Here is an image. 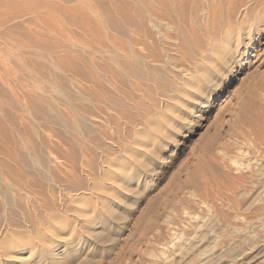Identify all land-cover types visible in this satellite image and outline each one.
Masks as SVG:
<instances>
[{
  "label": "rangeland",
  "instance_id": "374dc122",
  "mask_svg": "<svg viewBox=\"0 0 264 264\" xmlns=\"http://www.w3.org/2000/svg\"><path fill=\"white\" fill-rule=\"evenodd\" d=\"M9 1L6 0L5 3ZM53 1L55 2V0H50V2ZM12 2L14 5L18 2L16 8H23L25 4L24 0H12ZM260 2L263 3L260 8L257 6V9L254 8L252 13L246 14L247 16L244 14L243 19L240 17L235 19L234 22L236 23L232 24L234 26L236 24V26L231 30L225 17H223L224 20L219 17L220 21L216 18L219 22L211 17L209 20L211 25L206 20L207 25L205 26L209 27L208 25H210V29L218 30L216 33L218 39L216 36H209V31H205L207 27L204 25L202 27V29L205 27L204 30L200 29L199 31L198 29L199 32L196 31V34H201L200 36L204 40L203 49L206 52L198 50L200 53L196 52V57H193L195 55L193 53L194 55L189 56L191 59L186 53L184 56L183 53L180 54L182 58L171 56L170 62L174 65V68H171L173 70L171 76L174 77L172 83H164L163 78H157V80L154 78L156 82L162 80L159 82L161 85L159 86L153 78L150 79L156 84H154L155 86L158 85L157 88L163 89L164 85L165 92L161 89L157 90L153 83L148 81L145 83L143 81L141 84L138 81L134 82L141 87L144 84L143 87H147V89L145 88L146 91L141 88L140 91L132 90L131 92L130 85L123 83L125 81L122 77L117 76L119 75L117 72L111 78L113 80H110L112 73L96 74V77L99 75L98 79L101 78L105 82L100 80L101 82L99 81L97 85H94L97 89L88 82H86L88 86L85 85V81L81 82L83 83L81 87V83L75 82V76L71 71L62 74L47 69L50 59H55V57L60 59L66 54L68 58L75 55L72 52L66 53L62 49L64 48L62 44H67L65 41L67 34V38L70 35V39H68L70 41H67L68 44L72 43V48H76V44L73 45L75 42L72 40L76 37H78L77 40L80 39L79 33L77 31L78 35L73 33L75 29L68 20L65 21L64 16L62 18V15L59 16L55 11L50 10V14H53L49 15L50 19L52 18L55 22L54 17L57 16L56 22H66L65 25L61 24V26L58 22L54 23L49 17L48 19L53 24L49 23L50 25H48L47 21L46 25L39 22L42 26L33 23L31 26L30 15L29 19H27L28 16H24L18 18V21L10 22L12 25L19 22L20 26H31L29 27L31 29L39 27L43 32L48 29L51 32L47 31L46 33L50 34L52 38L45 36L47 37L45 40V37H41L43 39L41 43L47 46L40 45L39 49L44 46L41 51L43 50L44 53L48 51L50 59L45 57L46 59H42V62L39 61L40 65L37 61L36 64H34L35 61L32 63L33 66L30 68L34 70L35 67L34 71H38V73L30 68H25L26 71L23 70L22 62L20 63L16 56L10 52L8 48L10 46L5 47L6 45H2V39L0 41V116L4 121L3 125V121L0 119V131L8 132V135L4 133L7 137L2 135L3 133L0 136H4L2 137V139L4 138L3 143H7L9 148L5 147L6 145L3 146V143L0 146V148H4L0 149V171L2 170L0 178H4L2 174L10 166L9 170L4 172L6 173L4 181L3 178L0 180V264H196L203 257L205 258L217 249L225 248L230 243H234V251L225 254L221 261L220 259L215 260L214 264H238L239 259L236 256L238 252L247 251L256 244L264 242V178H262L264 177V8H262L264 2L263 0ZM68 4L65 3L66 6ZM7 8H10V11L13 10L10 6ZM7 8L5 7L4 11L7 12ZM60 17L63 19L62 21H60ZM66 24L70 25V28L66 27ZM221 25L226 27V30L222 29L223 26ZM215 26L217 27L215 28ZM62 30L64 33L70 31L72 34L67 32L64 36ZM202 31L211 38L205 34V39L202 36ZM51 33H56V35L59 33L58 38ZM224 33L226 34L224 35ZM18 36L20 37V35ZM190 36L193 37L189 38ZM195 36L190 33L188 39L195 43ZM61 39H64L63 42L65 43ZM191 41H189L190 47H196ZM59 42L62 47L60 45L58 47ZM215 43L217 46H214ZM70 54L72 55L69 57ZM40 67H42V71ZM31 71L34 75L30 73ZM48 71L49 73H46ZM51 72H55V74L53 73V77L49 78L52 76ZM43 75L48 80L40 78L44 77ZM55 75H57L56 78H54ZM60 75H63L62 77L66 75L65 80L71 79L64 85L65 90L61 86L60 89L57 83ZM105 75H107L106 78H104ZM116 76L120 78V82L117 81L118 78L115 79ZM41 79H43L41 82L44 85L39 83ZM109 80L110 85L106 84V81ZM31 81H35V83ZM45 81L47 84L56 83L50 89V85H48L49 87L45 86L47 85ZM13 83L15 85L20 83L21 86L23 84V89L25 87L28 89L25 88L26 91L22 89V92L20 84H17L16 87ZM36 83L39 87L43 85L44 90L42 87L40 90ZM115 83L120 87V90L124 88L127 92H131L132 101L123 95L126 90L117 89L120 92H116ZM69 84L73 85L74 88L75 86L79 89L83 88L80 89V93H86L85 97L77 95L78 97L75 96V99L73 95L78 94L79 90L72 86L77 91L75 92L71 87L68 88L71 91H67L66 86ZM118 84L127 86L125 88ZM103 85L104 88L100 91L99 89ZM105 85L112 86L111 90L115 88L113 89L115 92L110 91L109 87L105 88ZM14 86L16 90L21 91L17 93L15 90L17 94L12 92ZM150 86L152 90H149ZM29 89L36 91L31 92ZM91 89L96 90V93ZM105 89H107V93H105ZM90 90L94 93H91ZM102 91L105 97L100 95ZM21 92H26L24 95L22 94L24 101L18 96ZM72 92L73 95H71ZM87 92L90 94L88 95ZM45 93L49 94L47 97L50 101ZM13 94H16L15 96L21 100L17 98V102H12L13 100L16 101ZM26 94L27 96L32 94V105L37 104L36 106L40 105L39 100L41 103L44 102L41 104L42 107L47 100L49 104L52 103V100L55 101L54 104H51L52 108L48 106L49 104H46L45 107L48 111L50 108L51 111L52 109L57 112L61 111V115L63 118L67 116L66 122L71 123V126L66 128L67 123L65 124L64 121L58 123L59 125L63 123L59 126L36 113L34 109L30 108L31 106L27 102L29 96L27 97ZM36 94L39 96L36 97ZM64 94L74 97L73 101L67 99ZM92 94L98 98L99 96L102 97L101 100L107 101L111 107L109 108L108 104L103 103L100 99L102 104L99 101L97 104L98 98L96 99ZM107 94L108 96H106ZM87 95L94 99L90 102L95 101V104L90 105L86 99ZM111 96L112 100H110ZM137 96L140 97L141 101ZM12 98L13 100H11ZM128 100L131 102L136 100L139 103H131ZM69 101L72 102V106ZM112 101L114 103L119 101V105L116 103L119 109ZM22 102L25 106L21 104ZM26 102L29 104L28 106ZM73 102L76 103L74 106ZM140 102H143L142 105L146 108H142L143 111L138 108L143 107ZM122 103L126 105L123 106ZM6 104L12 105L8 107ZM57 106L59 107L57 108ZM75 106L80 107V109L83 106L90 121L87 118L88 121L86 122L80 120L81 115L74 113L72 108ZM95 106L100 107L102 111ZM15 107L18 112L20 110L27 111L28 107L29 113L35 112L32 116L27 114L28 111L27 113L22 111V115L19 112L20 116L14 109ZM83 107L81 110H84ZM123 107L124 110L127 107L125 111L122 110ZM46 108L44 109L46 110ZM96 111L98 112L96 113ZM146 111L149 112L148 116L153 115L148 117ZM75 112L78 110L76 109ZM124 112H126L125 118ZM128 112L131 116L127 117ZM119 113L121 116L123 114V117H120ZM74 116H78V118H73ZM142 117H145V120ZM68 118L70 120L76 119V121L73 120V123ZM77 120H80L81 123ZM76 122L80 125L78 126ZM31 125L38 129L41 138L36 136L38 135L37 129ZM74 125L77 127L74 128L75 130L71 129ZM87 125L93 127V129L90 128L92 130L91 137H86L87 135L90 136ZM16 126L18 127L15 128ZM82 126L85 127L84 130H88V134L84 133L87 132L86 130H80ZM7 128L9 131L13 129L10 131L12 133ZM30 131L35 133L31 134ZM19 133H22L23 137L26 135V137L23 138ZM29 135H34L33 139ZM10 136L16 137L15 140H10L12 139ZM1 137L0 142L3 141ZM34 138L37 140L32 141ZM96 138L98 142L95 141ZM22 141L23 145L21 146ZM31 142L34 146L31 145ZM45 144L46 146H44ZM5 148L8 151L11 150L10 148L12 150L7 153ZM36 148L40 152V160H42L38 165L36 164L37 161L35 162L37 159L35 158L36 153H34ZM46 149L47 151L49 149L50 152H47ZM33 150L35 151L33 152ZM12 151L16 152L10 154ZM17 152H19L18 155ZM1 153L2 156L5 155V159L2 158ZM30 153H33L32 156ZM42 154L43 156H41ZM47 154L49 155L46 157ZM9 155H12L10 160ZM27 158L29 159L27 160ZM2 160L8 162L9 165L3 163ZM14 162L17 163L16 167ZM18 164L19 168H23L21 171L18 169ZM31 164L35 166L33 167ZM43 164L45 167L41 166V168L40 165ZM12 169L20 177H16ZM258 170H261L262 176H258ZM7 172L10 175L12 173L13 176L10 177ZM20 174L24 175L23 178ZM5 179L8 181L5 182ZM11 179L15 182L14 184H12ZM19 179L22 180L21 184L20 181L18 182ZM6 183L7 185L11 184L7 186ZM258 185H261L259 195L252 199V192ZM10 186L15 187V190ZM29 186L30 188L33 186V188L30 189ZM41 189L43 190L41 191ZM246 204L248 205L246 206ZM190 235L195 238H191Z\"/></svg>",
  "mask_w": 264,
  "mask_h": 264
},
{
  "label": "bare ground",
  "instance_id": "6f19581e",
  "mask_svg": "<svg viewBox=\"0 0 264 264\" xmlns=\"http://www.w3.org/2000/svg\"><path fill=\"white\" fill-rule=\"evenodd\" d=\"M6 1V0H5ZM5 1H2V0H0V41H1V39H2V42L4 43H2V45H6L5 47H7V45L8 46H10V47H8L9 48V50H10V52L13 54V55H15L16 56V59H18L19 61H20V63L22 64V69L24 70L25 68H30L31 66H33L32 65V63L35 61V63L34 64H36V61H37V63H39V65H40V62L39 61H43L42 59H46L47 57L49 58V56H48V54L50 55V53L47 51H45L46 53H44V51L42 52L41 51V49L42 48H44V46H47V45H44V43L42 44L41 42H42V38L41 37H45V36H48L49 38H52V36L50 37V34L48 35L46 32L48 31V29H47V31L46 32H43V31H41L40 29H39V27L37 28V29H31V28H29V27H31L33 24L35 25H37L38 24V26H39V24L40 23H45L44 25H46V23H47V21H48V25H50L51 23L53 24V20H52V18L50 19V17H49V15H53V14H50V10L52 11H55V13H57V14H59V16L60 15H62V18H63V16L66 18L65 19V21L66 20H68V22H69V24L71 25V26H73V28L75 29V32H73L74 31V29H73V33L75 34L76 33V31H77V33H79V38L80 39H78L77 40V38L78 37H76V36H74V37H76L74 40H72V41H74L75 43L73 44V45H75L76 44V48H72V43L71 44H68V41H70V40H68V39H70L69 37H70V35H69V37L67 38V36H68V34H67V32L69 33L70 31H67V32H63V30H62V32L60 31V33H62L64 36H65V34H67V36H65V38L68 40H65L66 42H67V44L65 43V42H63V40L61 39V41L63 42V43H65V44H62V46L64 47V48H62L63 49V51L64 52H66V53H69V52H72V53H74L75 55H73V57L71 56L72 54H70L69 55V57L70 58H68V55L66 54V56L65 57H63V58H56L55 56V59H53L52 58V60L50 59L49 61V64H48V67L49 68H47L48 70H52V71H58V72H60V73H66V71H71L74 75L73 76H75V79L74 78H72V79H74L75 80V82L76 83H81V82H83V81H85L84 82V84L86 83V82H88V84L90 83L91 85H97L98 83H99V81L101 80V78H99L98 79V77H99V75H97L98 77H96V74H98V73H112L111 75H110V80H113V79H111L113 76H115V74H119V75H117L118 77H122V79L125 81V82H123V83H128L129 85H130V91L132 92V90H136V91H140L141 90V88L143 89L144 87H143V85L144 84H142V87H141V85H137L136 83L134 84V82H139L140 84L143 82V83H145L146 81H148L149 83H153V85L155 84V83H157L155 80H154V78L157 80V78H163V80H164V83L165 82H171V81H173L174 80V77L173 76H171V73H173V68H174V65H173V63H171L170 61H171V56H173L174 58L175 57H177V56H179L180 57V54H182L183 56H184V53H186V55H188V57L189 56H191L193 53L195 54L196 52H198V53H200L199 51H201V50H204L205 51V49H203V45H202V43L204 42V40H203V38L200 36V35H197L196 34V31H198V29H199V31H200V29H202V27H203V25L205 26V25H207V23H206V20H208V22H209V20H210V18L211 17H213V19L216 21L217 19L216 18H218L219 19V17L221 18V19H223V17H225V19L228 21V23H229V25L228 26H230L231 28H230V30L233 28V27H235L236 26V24H235V26H234V24H232V23H236V22H234L235 21V19H237V18H241V19H243L244 18V14L246 15V14H248V13H252V10L254 9V8H256L257 9V6H259V8H260V6H262L263 5V3L262 2H260V1H262V0H60V1H56L55 0V2L53 1V2H50V0L49 1H47V0H24L25 1V4H24V6H23V8H16L15 6L18 4V2H17V4L16 5H14V3L12 2V0H10L8 3H5ZM15 1V0H14ZM76 2V3H75ZM263 2H264V0H263ZM65 3L66 4H68V3H75V4H68L67 6L65 5ZM262 4V5H261ZM4 6V8L6 7H11L13 10H11L10 11V8L8 9L7 8V12L6 11H4V8L2 9V7ZM20 6V5H19ZM21 7V6H20ZM262 8H264V7H262ZM261 8V9H262ZM8 10H9V12H8ZM225 12V13H224ZM255 12H256V10H255ZM254 12V13H255ZM261 12V11H260ZM260 12H258V13H260ZM257 13V12H256ZM223 14H225L224 16H223ZM31 16V18H30V21H31V23H30V25L31 26H25L24 27V25L22 26H20V24H18L19 22H15V23H17V24H11L10 22H12L13 20H19L18 18H20V17H27V19H29V17ZM257 15V14H256ZM58 16V17H59ZM247 16V15H246ZM245 16V17H246ZM48 17H49V19L50 20H52L53 22H50V20L48 19ZM57 17V16H56ZM56 17H54L55 18V22H56V20H57V18ZM60 19H61V17H60ZM59 19V20H60ZM21 20V19H20ZM63 19H61L60 21H62ZM224 20V19H223ZM225 20V22H227ZM29 21V22H30ZM218 21V20H217ZM216 21V22H217ZM219 21H220V19H219ZM218 21V22H219ZM237 21V20H236ZM260 21V20H259ZM40 22V23H39ZM54 22V23H55ZM59 24H60V26H61V24H64L65 25V23L66 22H64V23H60L59 21H57ZM56 22V23H57ZM67 22V23H68ZM50 23V24H49ZM239 23H242V22H239ZM10 24V25H9ZM208 24H210V22L208 23ZM212 24V23H211ZM210 24V25H211ZM223 24V23H222ZM226 24V23H225ZM41 25V24H40ZM43 25V26H44ZM47 25V26H48ZM69 25V26H70ZM210 25H208L209 27H207V26H205V27H207V30L205 29V27H204V29H205V31L207 32V31H209L208 33H209V36H211V37H215L216 36V33H217V31L218 30H215V29H210ZM214 25V24H213ZM212 25V27H214ZM215 25H217V24H215ZM42 26V25H41ZM55 26V25H54ZM68 25L66 24V27H67ZM68 26V28H70ZM221 26H223V25H221ZM226 26V25H225ZM227 26V27H228ZM44 27H46V26H44ZM43 27V28H44ZM50 27V26H49ZM53 27V26H52ZM64 27V26H63ZM65 27V29H67ZM217 26H215V28H216ZM56 29H59V28H57V27H55ZM220 28V27H219ZM224 28V26L222 27V29ZM226 28V27H225ZM224 28V30H226ZM240 28V27H239ZM46 29V28H45ZM45 29H44V31H45ZM51 29V28H50ZM61 29H63L62 27H61ZM204 29H202V30H204ZM52 30H53V28H52ZM68 30V29H67ZM70 30V29H69ZM229 30V31H230ZM238 30V29H237ZM236 30V31H237ZM50 31V30H49ZM48 31V32H49ZM65 31V30H64ZM79 31V32H78ZM198 31V32H199ZM222 31V30H221ZM228 31V32H229ZM51 32V31H50ZM203 32V31H202ZM201 32V33H202ZM226 32V31H225ZM71 33V32H70ZM69 33V34H70ZM75 34V35H78V34ZM193 34L194 36H195V34H196V36H195V43H193V41H191V40H189L188 39V36H189V34ZM227 33V32H226ZM226 33H224V35L226 34ZM52 34V33H51ZM54 34V33H53ZM52 34V35H53ZM59 34V33H58ZM58 34L56 35V33L54 34V35H56L57 36V38H58ZM72 34V33H71ZM207 35L208 36V34L207 33H204L203 32V37H204V35ZM220 34V33H219ZM223 34V33H222ZM18 35H20V37H21V39H20V37L18 36ZM237 35H239V34H237ZM208 36V37H209ZM60 37V36H59ZM62 37V36H61ZM73 37V36H72ZM71 37V38H72ZM193 37V36H192ZM191 36L189 37V38H192ZM206 37V36H205ZM204 37V38H205ZM211 37H209V38H211ZM46 38L47 37H45V40H46ZM216 38H217V36H216ZM220 38V37H219ZM54 39V38H53ZM56 39V38H55ZM73 39V38H72ZM194 39H192V40H194ZM206 39V38H205ZM208 39V38H207ZM218 39V38H217ZM217 39H215V40H217ZM214 40V41H215ZM189 41H191L192 43H193V45L195 44L196 45V47L194 46L193 48H191L190 46H191V44H189ZM220 41V40H219ZM53 42V41H52ZM57 42H58V39H57ZM211 42V41H210ZM51 43V42H50ZM55 43V42H54ZM206 43V42H205ZM216 43H218L217 41H216ZM216 43H215V45L214 46H217L216 45ZM220 43H221V41H220ZM223 43V42H222ZM46 44H49V43H47L46 42ZM53 44V43H52ZM57 44V43H56ZM55 44V45H56ZM61 43L59 42V44H58V47H60L61 45H60ZM211 44H213V43H211ZM1 45V46H2ZM40 45H44L42 48H40L39 49V47H40ZM60 45V46H59ZM192 45V46H193ZM61 46V47H62ZM209 46V48L211 49V47H210V45H208ZM207 46V47H208ZM212 46V45H211ZM3 47V46H2ZM205 48H206V45L204 46ZM4 48V47H3ZM198 48H202V49H198ZM4 49H6V48H4ZM61 49V48H60ZM72 49V50H71ZM197 49V50H196ZM1 50V49H0ZM47 50V49H46ZM199 50V51H198ZM49 51H51V50H49ZM56 52V51H55ZM203 52V51H202ZM206 52V51H205ZM55 54V53H54ZM59 54V53H58ZM60 54H62V53H60ZM64 54V53H63ZM193 54V55H194ZM200 55V54H199ZM202 55V54H201ZM52 56V55H51ZM198 56V55H197ZM46 57V58H45ZM193 57H196V54L193 56ZM180 58H182V56L180 57ZM190 58V57H189ZM109 60V61H107V60ZM188 59V58H187ZM191 59V58H190ZM194 59H196V58H194ZM12 60V59H11ZM47 62H48V59H47ZM18 65H20V64H18ZM24 67V68H23ZM19 68H21V67H19ZM41 68V71H42V67H40ZM172 68V69H171ZM31 70H33L32 68H30ZM29 69V70H30ZM36 69L38 70V68L36 67ZM27 69H25V71H26ZM34 70H35V67H34ZM33 70V71H34ZM115 70V71H114ZM12 71V70H11ZM40 71V70H39ZM45 71H46V68H45ZM35 72V71H34ZM37 73H38V71H36ZM35 72V73H36ZM117 72V73H116ZM14 73V72H13ZM12 73V74H13ZM18 73V72H17ZM26 73H28V74H30V73H32V71L29 73V72H26ZM41 73V72H40ZM46 73H49V71L48 72H46ZM52 73V72H51ZM54 74H55V72H53ZM52 73V76H50L49 78H51V77H53V74ZM33 75H34V73H32ZM69 74H71V73H69ZM114 74V75H113ZM33 75H32V77H33ZM66 75H68V74H66ZM65 75V76H66ZM4 76V75H3ZM28 76H30V75H28ZM42 76V75H41ZM44 76V75H43ZM49 76V75H48ZM56 76L57 75H55V77L54 78H56ZM63 76V75H62ZM61 75L59 76V78H58V84H59V87L61 86L62 87V89L64 88V90H65V87H64V85H66V82H69L68 80L70 79H66L65 80V78H67V76L64 78V77H62ZM69 76V75H68ZM71 76V75H70ZM106 76L107 75H105V77L104 78H106ZM115 77V79L116 78H118V77ZM31 77V76H30ZM101 77V76H100ZM102 77H103V75H102ZM29 78V77H28ZM35 78L37 79V77H36V74H35ZM40 78H46V76H44V77H40ZM103 78V79H104ZM151 78H153V80L155 81V83L154 82H152L150 79ZM2 79V78H1ZM30 80H31V78H29ZM47 80H48V78H46ZM53 79V78H52ZM51 79V80H52ZM107 79H109L108 77H107ZM119 80H117L118 82H120V78H118ZM34 80V79H33ZM39 80V79H38ZM54 80V79H53ZM57 80V79H56ZM71 80V79H70ZM110 80L109 81H106V84L108 83V82H110ZM122 80V81H123ZM151 82H150V81ZM159 80V79H158ZM43 82V79H41L40 80V82L39 83H42ZM101 81H103V80H101ZM100 81V82H101ZM121 81V82H122ZM162 80H160L159 82H161ZM4 82V81H3ZM31 82H33V83H35V81H31ZM36 82H37V80H36ZM48 82V81H47ZM50 82V81H49ZM71 82V81H70ZM74 82V83H75ZM104 82V81H103ZM102 82V83H103ZM112 82H116V81H112ZM117 82V83H118ZM159 82H158V84H159ZM174 82V81H173ZM45 83H46V81H45ZM50 83H52V82H50ZM56 83V82H55ZM55 83H53V84H47V85H45V86H48V85H50V89H52L53 87H52V85H55ZM105 83V82H104ZM122 83V84H123ZM172 83V82H171ZM171 83H169V84H171ZM9 84H11V83H9ZM18 85L20 84V83H17ZM16 84V85H17ZM43 85H44V83H42ZM68 84V83H67ZM72 84V83H71ZM83 83H81L80 84V86L82 87L83 85H82ZM88 84L86 83L85 85H87L88 86ZM109 85H110V83H108ZM113 84V83H112ZM111 84V85H112ZM116 84V83H115ZM147 84V83H146ZM162 85H163V82L161 83ZM167 84V83H166ZM13 85H15V83H13ZM15 85V86H16ZM29 85V84H28ZM41 85V84H40ZM43 85H41V87L43 86ZM70 85V84H69ZM66 86V88L68 89V88H72V86L73 85H70V86ZM91 85H89V86H91ZM106 86L105 85V88L106 87H109V89H110V91H112L113 89H115V88H113L112 90H111V87L110 86ZM118 85H121V84H118ZM128 85V86H129ZM148 85V84H147ZM156 85V84H155ZM154 85V86H155ZM173 85H174V83H173ZM14 86V91H12V92H15V88L17 87H15ZM20 86H21V84H20ZM20 86H18V87H20ZM22 86H23V84H22ZM20 87L21 88V90L23 89V87ZM36 86H38L39 87V85H37V83H36ZM57 86V85H56ZM78 86V85H77ZM92 86V87H93ZM99 86V85H98ZM102 86V85H101ZM113 86H114V84H113ZM116 86H117V84H116ZM115 86V87H116ZM122 87L124 86H127V85H121ZM140 86V87H139ZM158 86V85H157ZM157 86H155L156 87V89L158 90H160L161 88L159 87V88H157ZM159 86H161L160 84H159ZM167 86V85H166ZM171 86V85H170ZM33 87V86H32ZM41 87H39L40 88V90H41ZM49 87V86H48ZM47 87V88H48ZM52 87V88H51ZM58 87V88H59ZM61 87H60V89H61ZM86 87V86H85ZM95 87V86H94ZM117 87H119V86H117ZM116 87V90L117 89H119L120 90V87L119 88H117ZM164 85H163V89H161V91L163 90L164 91ZM169 87V86H168ZM167 87V88H168ZM26 88V87H25ZM25 88L23 89V90H25ZM34 88V87H33ZM73 88H74V86H73ZM72 88V89H73ZM75 88H76V86H75ZM74 88V89H75ZM96 88V87H95ZM99 88V87H98ZM101 89H99L100 91L104 88V85H103V87H100ZM126 88V87H125ZM146 89H147V87H145ZM145 88H144V91H146L145 90ZM10 89H11V87H10ZM26 89H28V88H26ZM38 89V88H37ZM42 89H43V87H42ZM73 89V90H74ZM76 89H78L79 91H78V94H76L75 93V95H73V92H72V94L71 95H73L74 97L75 96H81V95H83L84 97H85V94H81L80 93V89L77 87ZM83 89V88H82ZM81 89V90H82ZM87 89H88V87H87ZM87 89H85L86 91H87ZM90 89V88H89ZM97 89V88H96ZM128 89V88H127ZM151 89V86H150V88H149V90ZM21 90H19V89H17L16 91H17V93H19ZM23 90H22V92H23ZM30 91H31V89H29ZM28 90V91H29ZM35 89H32V91L31 92H33ZM44 90V89H43ZM56 90V89H55ZM59 90V89H58ZM57 90V91H58ZM91 90H93L94 91V89H91ZM90 90V91H91ZM98 90V91H99ZM106 91H105V93H107L108 91H107V89H105ZM119 90H117L116 92H118ZM123 90H126V89H124L123 88ZM122 89L120 90V91H123ZM152 90V89H151ZM153 90H154V88H153ZM19 91V92H18ZM26 91V90H25ZM27 91V93H29ZM36 91V90H35ZM62 91V90H61ZM67 91H71V90H67ZM75 91V90H74ZM77 91V90H76ZM75 91V92H76ZM96 91V90H95ZM94 91V92H95ZM119 91V92H120ZM133 91V93H135ZM143 91V90H142ZM11 92V93H12ZM20 93L18 96H20L21 98H22V100L24 101L25 99H23V97H22V94L24 95L26 92H24V93ZM30 92V93H31ZM64 92V91H63ZM62 92V93H63ZM94 92H92L91 91V93H94ZM115 91L113 90V93H114ZM118 92V93H119ZM125 92V91H124ZM131 92H127V90H126V92L125 93H127V94H123V92H122V94L123 95H126V97H129V100H131L132 101V99H133V96L131 95ZM165 92V91H164ZM16 93V92H15ZM16 93V94H17ZM29 93V94H30ZM36 93V92H35ZM60 93V92H59ZM58 93V94H59ZM62 93H61V95H62ZM68 93V92H67ZM69 93H71V92H69ZM88 93V92H87ZM96 93V92H95ZM112 93V92H111ZM110 93V94H111ZM112 93V94H113ZM142 93V92H141ZM140 93V94H141ZM16 94H13V96L15 97H13L14 99H16V101H14L13 100V98L11 99V100H13L12 102H17L18 100H17V98H19V97H16L15 95ZM28 94V96H27V94H26V96L28 97H26L27 98V102H29V104H30V108L33 110H35L36 111V113H38V114H41L44 118H46L47 120H49V121H51V123L52 122H54V123H59L60 124V122H65V124H66V128H67V126L69 127V125L71 126V123H69V122H66L67 120V116L65 117V115H64V117L66 118H63V116L61 115V111L60 112H57V111H55V110H53L52 109V111H51V108L53 107L51 104L53 103L54 104V102H53V98L51 99L52 100V103H48V100H49V98L47 97V96H49V94L47 95L46 93H45V96L47 97V102H46V104H49L48 106H51V108L49 109V111L47 110V108L45 107V106H47L46 104L44 105V107H42L41 106V104H43V103H41V100H39V104L40 105H38V106H36L35 104H33L32 105V99H31V96H32V94L31 95H29ZM34 94V93H33ZM39 94H41V93H39ZM66 94V93H65ZM64 94V95H65ZM90 94V92L88 93V95ZM99 94V93H98ZM115 94H117V93H115ZM35 95V94H34ZM37 95V94H36ZM56 95V94H55ZM87 95V96H88ZM92 95H94V97H95V94H92ZM100 95H105L104 94V92L102 91V94H100ZM122 95V96H123ZM135 95V94H134ZM136 95H137V92H136ZM39 95H37L36 97H38ZM66 96V95H65ZM77 96V97H78ZM87 96H86V99L88 100V102L90 103V105H92V103H94V102H90V100L92 101V100H94L93 98H91V96H88V98H87ZM97 96V95H96ZM106 96H108V94L106 95ZM115 96H117V95H115ZM114 96V97H115ZM25 97V96H24ZM56 97V96H55ZM63 97V96H62ZM67 97V99H69V100H72L74 97H71V96H69V95H67L66 96ZM65 97V98H66ZM105 97V96H104ZM113 97V98H114ZM21 98H19L20 100H21ZM42 98V97H41ZM64 98V99H65ZM96 99L98 98V97H95ZM102 98V97H101ZM101 98H100V96H99V98H98V100H97V104H98V101H99V99L101 100ZM137 98H138V96H137ZM140 98V97H139ZM138 98V99H139ZM31 99V101H28V100H30ZM40 99V98H39ZM67 99H65L66 101H67ZM75 99H76V97H75ZM81 99V98H80ZM83 100H86L85 98H82ZM95 99V100H96ZM109 99V98H108ZM116 99H118L117 97H116ZM19 100V101H20ZM35 100V99H34ZM44 100V99H43ZM86 100V101H87ZM110 100H112V96L110 97ZM128 100V101H129ZM50 101V100H49ZM73 101V100H72ZM102 101V100H101ZM113 101H114V99H113ZM112 101V102H113ZM122 101V100H121ZM131 101H129V102H131ZM139 101H141L140 99H139ZM139 101L137 102L136 100H134V102H137V103H139ZM9 102H10V100H9ZM26 102V103H27ZM71 101H69V103H70ZM75 102H77V101H75ZM78 102H81V101H78ZM77 102V103H78ZM87 102V103H88ZM100 102V101H99ZM103 103H107V101L105 102V101H102ZM109 102V101H108ZM134 102H131V103H134ZM33 103H38V102H33ZM84 103V102H83ZM82 103V104H83ZM88 103V104H89ZM101 103V102H100ZM110 103V102H109ZM114 103V102H113ZM116 103H118V105H119V101L118 102H116ZM116 103H114V104H116ZM121 103V102H120ZM124 103H126V102H124ZM22 105H24V102H22L21 103ZM28 103H27V106L29 105ZM74 104H76V103H74L73 102V106H74ZM95 104V103H94ZM96 104V105H97ZM102 104V103H101ZM108 104V103H107ZM111 104V103H110ZM123 104V103H122ZM121 104V105H122ZM136 104V103H135ZM134 104V105H135ZM140 104L142 105V104H144L143 102H140ZM8 107L10 106V105H12V104H6ZM22 105H21V108H22ZM57 105V104H56ZM71 106H72V102H71V104H70ZM79 105V104H78ZM77 105V106H78ZM81 105V104H80ZM84 105V104H83ZM86 105V104H85ZM120 105V106H121ZM126 105V104H125ZM124 104H123V106H125ZM136 105H139V104H136ZM19 106H20V104H19ZM25 106V105H24ZM27 106H26V108H27ZM89 106V105H88ZM87 106V107H88ZM97 106H100V105H97ZM97 106H95V107H97ZM108 106H109V104H108ZM116 106H117V104H116ZM129 107H131L130 105H128ZM143 106V105H142ZM2 107V106H1ZM18 107V106H17ZM59 106H57V108H58ZM82 107L83 106H81V109H82ZM91 107V106H90ZM94 107V108H95ZM101 107V106H100ZM100 107H97V108H99V110L100 111H102V109L100 108ZM103 107V106H102ZM111 106H109V108H110ZM118 108L117 109H119V106H117ZM133 107H135V106H133ZM20 108V109H21ZM23 108H25V107H23ZM44 108H46V110L44 109ZM73 109H74V113H78L79 115H81L80 116V120L82 119L83 120V122L85 121H88L89 119L87 118V112H84V111H86L85 110V108H84V110H81L80 109V107H72ZM113 109H114V107H112ZM126 108L127 107H125V110H126ZM135 108H137V107H135ZM134 108V109H135ZM138 108H141V110H142V108L143 109H146L144 106L143 107H138ZM1 109V108H0ZM2 109H4V108H2ZM14 109H16V107L14 108ZM78 110V112H75V110ZM87 109V108H86ZM91 109V108H90ZM96 109V108H95ZM106 109H108L107 108V106H106ZM10 110H12L11 108H10ZM26 110V109H25ZM59 110H60V108H59ZM81 110V111H80ZM91 110H94L93 108L91 109ZM97 110V109H96ZM122 110H124V107H123V109ZM124 110V111H125ZM128 110V109H127ZM135 110H137V109H135ZM13 111V110H12ZM22 111H24V110H20L19 112L21 113ZM27 111H28V113H27ZM27 111H24V112H26L27 114H30V115H32L33 114V112H35V111H33L32 113H29V107H28V110ZM83 111V113H81ZM88 111H90L89 109H88ZM95 111V110H94ZM93 111V112H94ZM119 111V110H118ZM117 111V112H118ZM138 111V110H137ZM136 111V112H137ZM139 111H140V109H139ZM143 111V110H142ZM14 112V111H13ZM16 112H18L17 111V109H16ZM18 112V113H19ZM98 111H96V113H97ZM115 112H116V108H115ZM120 112V111H119ZM145 112V111H144ZM151 112V111H150ZM20 113H19V115H20ZM35 113V114H36ZM90 113H91V111H90ZM105 113V112H104ZM121 113H122V111H121ZM121 113H119L120 114V117H123V114H124V118L126 117L125 115V113L126 112H124L123 114H122V116H121ZM130 112H128V114H127V117L128 116H131L130 114H129ZM146 113H147V116L149 115V112H147L146 111ZM6 114H8V112H6ZM5 114V115H6ZM63 114V113H62ZM77 114V115H78ZM93 114V113H92ZM145 114V113H144ZM21 115H22V113H21ZM20 115V116H21ZM24 115V114H23ZM26 115V114H25ZM40 115V116H41ZM90 115V114H89ZM94 115V114H93ZM101 115V114H100ZM99 115V116H100ZM151 115H153V114H151ZM151 115L150 116H148V117H151ZM29 116V115H28ZM33 116V115H32ZM36 116V115H35ZM76 116V115H75ZM73 117V118H78V116L77 117ZM103 116V115H102ZM133 116V115H132ZM135 116V115H134ZM146 116V115H145ZM136 117H137V115H136ZM141 117V116H140ZM2 117L0 116V119H1ZM8 118H11L10 116H8ZM14 118H16V117H14ZM35 118V117H34ZM88 120H87V119ZM89 118H90V116H89ZM142 118H144V120H145V117H142ZM147 118V117H146ZM40 119V118H39ZM65 119V120H64ZM76 119H73L74 121H76ZM2 121H3V119H1ZM10 120V119H9ZM13 120V119H12ZM16 120V119H15ZM68 120L69 121H72L73 122V120L71 119H69L68 118ZM80 120H77V122H80ZM127 120H129V119H127ZM147 120V119H146ZM149 120V119H148ZM1 121V122H2ZM19 121V120H18ZM36 121H37V119H36ZM90 121V120H89ZM129 121H132L131 119L129 120ZM129 121H128V123H129ZM134 121V120H133ZM132 121V122H133ZM14 122V121H13ZM22 122V121H21ZM76 122V123H77ZM82 122V123H83ZM127 122V121H126ZM10 123V122H9ZM16 123V122H15ZM31 123H32V121H31ZM50 123V122H49ZM53 123V124H54ZM69 123V124H68ZM74 123V122H73ZM73 123H72V126H73ZM76 123H75V125H76ZM81 123V122H80ZM3 125H4V121H3V123H2ZM21 124H23V123H21ZM33 124V123H32ZM58 124V125H59ZM63 124V123H62ZM61 124V125H62ZM64 124V125H65ZM91 124V123H90ZM131 124V123H130ZM17 125V124H16ZM26 125V124H25ZM61 125H59V126H61ZM75 125H74V127L73 128H71V129H73V130H75L77 127H75ZM77 125L79 126L80 124H78L77 123ZM76 125V126H77ZM81 125H83V126H85L84 124H81ZM6 126V125H5ZM4 126V127H5ZM14 126V125H13ZM83 126H82V128L80 129V130H84V128H83ZM89 126V130H90V125H87V127ZM0 127H1V124H0ZM18 126H16L15 128H17ZM22 127H23V125H22ZM21 127V128H22ZM31 127H33V128H36L35 126H32L31 125ZM3 128V127H2ZM10 128H11V126H10ZM14 128V127H13ZM20 128V129H21ZM24 128H25V126H24ZM30 128V127H29ZM62 128V127H61ZM65 128V129H66ZM75 128V129H74ZM78 128H80V127H78ZM8 129V131H9V128H7ZM23 129V128H22ZM37 129V128H36ZM63 129H64V127H63ZM70 129V128H69ZM91 129H93V127L91 128ZM13 130V129H12ZM12 130H10V131H12ZM16 130V129H15ZM19 130V129H18ZM68 130V129H67ZM66 130V131H67ZM79 130V131H80ZM86 130V129H85ZM84 130V131H85ZM2 131H4V130H2ZM9 131V132H10ZM20 131V130H19ZM22 131V130H21ZM69 131V130H68ZM67 131V132H68ZM78 131V130H77ZM87 132H84V133H87L88 134V130H86ZM91 131L92 130H90L89 132H90V136H88L87 134H85V135H87L86 137H91ZM1 132V131H0ZM29 131L27 130V133H28ZM31 132V131H30ZM37 132H38V129H37ZM71 132H72V130H71ZM73 132H75V131H73ZM81 133H83L82 131H80ZM3 133V134H2ZM4 133H6V131L5 132H1L0 133V135L2 134V135H5ZM10 133H12V132H10ZM25 133H26V130H25ZM33 132H31V134H32ZM35 133V132H34ZM33 133V134H34ZM93 134L95 133L94 131L92 132ZM7 135H8V132L6 133ZM16 133L14 132V135H15ZM22 135V137H23V134L22 133H19V135ZM92 134V135H93ZM10 135V134H9ZM6 136V135H5ZM17 136V135H16ZM25 137H26V135H24ZM28 136V135H27ZM30 136V135H29ZM32 136V135H31ZM30 136V137H31ZM34 136V135H33ZM33 136L31 137L32 139H33ZM36 136H39L40 137V135H39V132H38V135H36ZM35 136V137H36ZM1 137V136H0ZM2 137H4V136H2ZM2 137H1V140H3L2 139ZM7 137V136H6ZM5 137V138H6ZM10 137H12V136H10ZM9 137V138H10ZM25 137H23V138H25ZM84 137V136H83ZM16 138V137H15ZM15 138H13L12 137V139H10V140H12L13 141V139L15 140ZM17 138H19V137H17ZM38 138V137H37ZM41 138V137H40ZM8 139V138H7ZM89 139H91V138H89ZM18 140H20V139H18ZM22 140V139H21ZM35 140H37L36 138H34V140H32V141H35ZM94 140V139H93ZM93 140H91V141H93ZM42 142H43V140H41ZM95 141H97V138H96V140ZM4 142V140L2 141V142H0V146H1V144ZM7 142H8V140H7ZM16 143H17V141H15ZM14 142V144H15V147H16V143ZM42 142H41V145H42ZM44 142H45V139H44ZM98 142V141H97ZM6 143V142H5ZM20 143V142H19ZM22 144H21V146L23 145V141L21 142ZM34 143V142H33ZM94 143V142H93ZM4 144V143H3ZM7 144V143H6ZM6 144H4L3 146H5ZM14 144H12V146H14ZM18 144V143H17ZM25 145H26V142L24 143ZM96 144V143H95ZM8 145H9V143H8ZM18 145H20V144H18ZM24 145V146H25ZM31 145H32V142H31ZM30 145V146H31ZM36 145V144H35ZM37 145H38V142H37ZM39 145H40V141H39ZM38 145V146H39ZM20 146V147H21ZM23 146V147H24ZM29 146V145H28ZM27 146V147H28ZM29 146V147H30ZM32 146H34V144L32 145ZM31 146V147H32ZM44 146H46V144L44 145ZM43 146V147H44ZM51 146H53L54 147V145H51ZM5 147H7V145L5 146ZM26 147V146H25ZM47 147H50V146H47ZM8 148V147H7ZM7 148H5L6 149V152L8 151L7 150ZM12 148H14V147H12ZM12 148H10L11 150H12ZM19 148V147H18ZM18 148H16V149H18ZM22 148V147H21ZM35 148V147H34ZM51 148V147H50ZM0 149H4L3 147L2 148H0ZM9 149V148H8ZM23 149V148H22ZM25 149H27V148H25ZM32 149V148H31ZM30 149V150H31ZM42 149V148H41ZM44 149V148H43ZM53 149V148H52ZM51 149V150H52ZM57 149V148H56ZM11 150H9V151H11ZM15 150V149H14ZM21 150V149H20ZM40 150V149H39ZM54 150H55V148H54ZM1 151H3V150H1ZM9 151L7 152V153H9ZM23 151H24V149H23ZM22 151V152H23ZM32 151V150H31ZM30 151V152H31ZM35 150H33V152H34ZM42 151V150H41ZM46 151H47V149H46ZM48 151H49V149H48ZM47 151V152H48ZM13 152H16V151H12V152H10V154L12 153L13 154ZM21 152V154H23ZM25 152V151H24ZM44 152V151H43ZM43 152H41V153H43ZM46 152V153H47ZM50 152V151H49ZM4 153V152H3ZM6 153V154H7ZM18 153L19 152H17V155H18ZM34 153H36L35 155H36V157L35 156H33V157H35V158H37L36 160H35V162H36V164L38 165L39 164V162L40 161H42V160H40V152L37 150V148H36V152H34ZM45 153V154H46ZM14 154H16V153H14ZM31 154V156H32V154L33 153H30ZM30 154H28L29 156H30ZM44 154V153H43ZM43 154L41 155V156H43ZM59 154V153H58ZM8 155V154H7ZM6 155V156H7ZM16 155V156H17ZM25 155V154H24ZM49 154H47L46 155V157L48 156ZM1 156H2V153H1ZM5 156V155H4ZM4 156H2V158L4 157ZM16 156H13V157H16ZM26 156V155H25ZM9 160L12 158V155H9ZM44 157H45V155H44ZM7 158V157H6ZM30 158V157H29ZM29 158H27V160L29 159ZM34 158V159H35ZM4 159H5V157H4ZM23 159H25V158H23ZM22 159V160H23ZM34 159H33V161H34ZM47 159V158H46ZM46 159H45V161H46ZM52 159V158H51ZM26 160V159H25ZM31 160V159H30ZM29 160V161H30ZM44 160V159H43ZM2 161H4L3 163H8V162H5V160H2ZM28 161V162H29ZM33 161H31V162H33ZM45 161H43L44 163H46ZM49 161V160H48ZM53 161V160H52ZM0 162H1V160H0ZM17 162V161H16ZM16 162H14L15 163V167L17 166V163ZM23 162V161H22ZM2 163V164H3ZM14 163H12V164H14ZM26 163V162H25ZM24 163V164H25ZM50 163V162H49ZM66 163V162H65ZM20 164V163H19ZM19 164H18V169H20L19 171H21L22 169L21 168H19ZM27 164V163H26ZM25 164V165H26ZM33 164H34V162H33ZM8 165H9V163H8ZM21 165V164H20ZM27 165H29V164H27ZM32 165V164H31ZM3 166V165H2ZM13 166V169L15 168ZM33 166V165H32ZM31 166V167H32ZM35 166V165H34ZM33 166V167H34ZM41 166H44L45 167V165L43 164V165H40V167ZM49 166V165H48ZM7 167V166H6ZM9 168H10V166H8ZM30 167V168H31ZM43 167V168H44ZM5 168V167H4ZM9 168H7V170H9ZM29 168V169H30ZM42 168V167H41ZM47 168V167H46ZM2 169V168H1ZM12 169V170H13ZM18 169H16V170H18ZM7 170H4V172L5 171H7ZM27 170V169H26ZM31 170V169H30ZM2 171V170H1ZM0 171V172H1ZM259 171V170H258ZM263 171H264V169H263ZM3 172V174L2 175H4V178H5V174L6 173H4ZM13 173H15V171L13 170L12 171ZM23 172V171H22ZM26 172V171H25ZM8 173V172H7ZM17 173V172H16ZM15 173V174H16ZM19 173V172H18ZM24 173V172H23ZM264 173V172H263ZM24 174H27V173H24ZM258 174V176H262V172H261V170L257 173ZM256 174V175H257ZM1 175V174H0ZM8 175L11 177V176H13V174L11 173V175L8 173ZM21 175V174H20ZM28 175H30V174H28ZM264 175V174H263ZM8 176V177H9ZM16 177H20L18 174H16L15 175ZM14 176V177H15ZM22 176V175H21ZM24 176V175H23ZM23 176H22V178H23ZM49 176V175H48ZM1 177V176H0ZM3 178V177H2ZM2 178H0V180H2ZM4 178H3V181H4ZM22 178H20V179H22ZM262 178H264V177H262ZM12 179H13V177H12ZM11 179V180H12ZM18 179V178H17ZM20 179L18 180V182L20 181ZM6 180L7 179H5V182H6ZM14 180V179H13ZM12 180V181H13ZM3 181H2V183H3ZM8 181V180H7ZM12 181H10V182H12ZM15 182H17L16 181V179L14 180ZM13 181V183L12 184H14L15 182ZM21 182H22V180L20 181V184H21ZM9 183V182H8ZM262 183H263V181H262ZM11 184V183H10ZM10 184H8L7 185V183H6V185L7 186H9ZM19 187H22V186H20V184H18V183H16ZM22 185H24V184H22ZM33 185V184H32ZM37 185V184H36ZM263 185V184H262ZM34 186V185H33ZM33 186H31L32 188H33ZM256 186V185H255ZM254 186V187H255ZM261 185H258L254 190H253V194H252V199H254L255 197H258V195H259V192H260V187ZM2 187V186H1ZM6 187V186H5ZM10 187H12V186H10ZM24 187H25V185H24ZM28 187V186H27ZM13 188V187H12ZM15 188V187H14ZM13 188V189H14ZM29 188H30V186H29ZM32 188H30V189H32ZM29 189V190H30ZM15 190V189H14ZM21 190H23L22 188H21ZM28 190V189H27ZM28 190V191H29ZM34 190V189H33ZM33 190H31L32 192H33ZM43 189H41V191H42ZM17 191H19V190H17ZM25 191V190H24ZM20 192H22V191H20ZM31 192V193H32ZM263 192V191H262ZM261 194V193H260ZM262 195V194H261ZM64 198V197H63ZM250 199V198H249ZM252 199H250V200H252ZM13 200V199H12ZM252 201H255V200H252ZM13 202V201H12ZM11 203V202H10ZM49 205V204H48ZM248 204H246V206H247ZM13 206V205H12ZM49 206H51V205H49ZM250 207V206H249ZM261 217V216H260ZM11 219V218H10ZM257 219V218H256ZM3 222V221H2ZM8 222V221H7ZM16 222V221H15ZM202 222H204V221H202ZM14 223V222H13ZM12 224V223H11ZM202 224V223H201ZM15 225V224H14ZM17 225V224H16ZM200 225V224H199ZM2 226V225H1ZM204 226V225H203ZM199 228V227H198ZM203 228V227H202ZM201 228V229H202ZM195 229V228H194ZM5 231V230H4ZM190 236H192L191 238H195V237H193V235H190ZM189 236V237H190ZM195 236V235H194ZM188 237V238H189ZM186 239V238H185ZM195 240V239H194ZM187 241H189V240H187ZM186 241V243H188ZM255 241V240H254ZM190 242V241H189ZM184 244V243H183ZM190 244V243H189ZM192 244V243H191ZM187 246V245H186ZM185 246V247H186ZM184 247V246H183ZM252 247V246H251ZM187 248H189V247H187ZM186 249V248H185ZM206 249V248H205ZM188 250H190V249H188ZM181 251V250H180ZM185 251H187V250H185ZM193 251V250H192ZM232 251H234V243H230L229 245H227L225 248H220V249H217V250H215L214 252H212V253H210V254H208L207 252V256L204 258L203 257V259L202 260H199L198 261V259H197V261L198 262H196V264H211L212 262H213V264H214V262H216L215 260H217V259H220V261H221V259H223L222 257L225 255V254H227V253H231ZM177 252H178V250H177ZM180 253H182V252H180ZM179 253V254H180ZM184 253V252H183ZM189 253V252H188ZM186 254V253H185ZM181 255H183V254H181ZM168 256V255H167ZM237 257H238V259H239V262H238V264H264V242H261V243H259V244H256L254 247H252V248H250L249 250H247V251H241V252H238V254L236 255ZM185 257V256H184ZM170 259V258H169ZM172 259V258H171ZM195 260V259H194ZM225 260V259H224ZM184 261V260H183ZM218 261V260H217ZM223 261V260H222ZM178 262V261H177ZM195 263V262H194ZM191 264V263H190ZM216 264V263H215Z\"/></svg>",
  "mask_w": 264,
  "mask_h": 264
}]
</instances>
